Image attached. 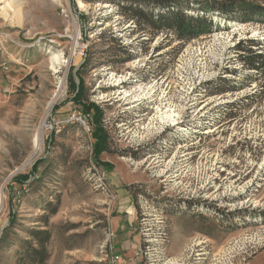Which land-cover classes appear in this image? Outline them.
Instances as JSON below:
<instances>
[{"label":"rangeland","instance_id":"rangeland-1","mask_svg":"<svg viewBox=\"0 0 264 264\" xmlns=\"http://www.w3.org/2000/svg\"><path fill=\"white\" fill-rule=\"evenodd\" d=\"M205 1L181 2L212 28L185 42L133 18L164 10L143 0L0 1V264H24L32 230L46 264H107L124 200L141 264H264V15Z\"/></svg>","mask_w":264,"mask_h":264},{"label":"trees","instance_id":"trees-1","mask_svg":"<svg viewBox=\"0 0 264 264\" xmlns=\"http://www.w3.org/2000/svg\"><path fill=\"white\" fill-rule=\"evenodd\" d=\"M147 3L155 4L156 6L161 7L162 10L159 12L154 19L152 14H145L138 9H133L132 17L137 19L141 14L144 15V19L146 18V23L151 26L153 29L159 31H167L171 32L176 39L181 42H185L187 40H191L201 35L208 34L211 31V24L207 18L204 17H191L186 15L183 10L181 9V2L182 0H143ZM205 1V0H203ZM211 1L209 0L207 3L206 1L204 4L209 5ZM228 3L229 0H221ZM230 5H239V7L249 11L250 14L262 13L264 15V9L259 8V6L251 5L250 2L246 0H230ZM247 5V6H246ZM227 9V8H226ZM225 11V10H224ZM262 11V12H260ZM155 20V21H154ZM262 56L257 54L253 55L250 58L249 66L250 69H255L256 67H262L264 64V60L261 59ZM255 61H258L255 64ZM258 65V66H257ZM70 78V87L72 88L73 93L76 90V83L72 75ZM75 104H79L82 106L83 112L92 114V119L94 123V129L91 134V137L94 139L93 145V156L95 161H97L98 157L101 155L103 151L106 149V142H107V134L102 126L101 119H102V110L93 103L84 104L82 101V87L79 88L78 92L74 95L73 100ZM99 165L107 167L106 169H112L107 163L104 162H97ZM36 164L33 169L32 173L29 175H20L15 178V182H19L20 184L29 185L27 183L30 176L33 174L35 175L37 171ZM124 188L126 189L127 186ZM12 221H14V217H12ZM11 221V223H12ZM31 240L25 242V246L23 247V251L21 252L22 258L20 257V261L24 264H46L49 258V252L47 248V244L50 240V232L48 230H32L30 232Z\"/></svg>","mask_w":264,"mask_h":264},{"label":"crops","instance_id":"crops-1","mask_svg":"<svg viewBox=\"0 0 264 264\" xmlns=\"http://www.w3.org/2000/svg\"><path fill=\"white\" fill-rule=\"evenodd\" d=\"M133 222L132 202L120 201L116 206L115 215L109 220L108 230L113 234L110 240L113 252L124 258V264H141L137 256L139 239L134 233Z\"/></svg>","mask_w":264,"mask_h":264},{"label":"bare ground","instance_id":"bare-ground-1","mask_svg":"<svg viewBox=\"0 0 264 264\" xmlns=\"http://www.w3.org/2000/svg\"><path fill=\"white\" fill-rule=\"evenodd\" d=\"M0 1L5 2V1H7V0H0ZM8 3H9V1H8ZM10 5H11V4H10ZM59 93H61V92L56 93V94L54 95V97L56 98V97L59 95ZM41 146H42L41 132L38 131V132L35 134L34 138H33V149H34L33 153H34V154L39 153V152L41 151ZM171 264H176V263H171Z\"/></svg>","mask_w":264,"mask_h":264},{"label":"built area","instance_id":"built-area-1","mask_svg":"<svg viewBox=\"0 0 264 264\" xmlns=\"http://www.w3.org/2000/svg\"><path fill=\"white\" fill-rule=\"evenodd\" d=\"M108 237H109V240H111L112 237H113V234L112 233H109ZM108 250H110V251L112 250V245L111 244H109ZM107 259H108L107 264H120V262H121L119 256L118 255H115L113 252H111L109 254V256L107 257Z\"/></svg>","mask_w":264,"mask_h":264}]
</instances>
